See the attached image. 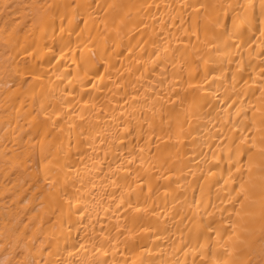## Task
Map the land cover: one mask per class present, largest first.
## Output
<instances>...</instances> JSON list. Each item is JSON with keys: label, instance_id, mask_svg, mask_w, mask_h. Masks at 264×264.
<instances>
[{"label": "bare ground", "instance_id": "obj_1", "mask_svg": "<svg viewBox=\"0 0 264 264\" xmlns=\"http://www.w3.org/2000/svg\"><path fill=\"white\" fill-rule=\"evenodd\" d=\"M0 264H264V0H0Z\"/></svg>", "mask_w": 264, "mask_h": 264}]
</instances>
